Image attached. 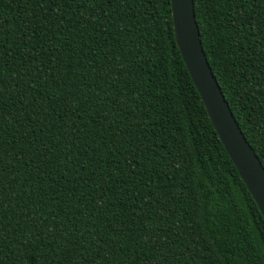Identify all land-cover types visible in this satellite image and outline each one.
I'll list each match as a JSON object with an SVG mask.
<instances>
[{
    "label": "trees",
    "instance_id": "16d2710c",
    "mask_svg": "<svg viewBox=\"0 0 264 264\" xmlns=\"http://www.w3.org/2000/svg\"><path fill=\"white\" fill-rule=\"evenodd\" d=\"M193 4L264 168V0ZM0 264H264L170 0H0Z\"/></svg>",
    "mask_w": 264,
    "mask_h": 264
},
{
    "label": "water",
    "instance_id": "95a60500",
    "mask_svg": "<svg viewBox=\"0 0 264 264\" xmlns=\"http://www.w3.org/2000/svg\"><path fill=\"white\" fill-rule=\"evenodd\" d=\"M176 45L218 137L264 218V168L244 137L203 50L193 0H170Z\"/></svg>",
    "mask_w": 264,
    "mask_h": 264
}]
</instances>
